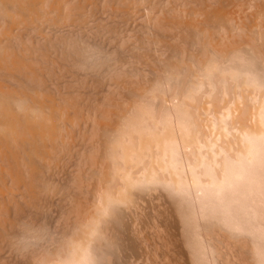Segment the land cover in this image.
<instances>
[{
	"label": "bare ground",
	"instance_id": "obj_1",
	"mask_svg": "<svg viewBox=\"0 0 264 264\" xmlns=\"http://www.w3.org/2000/svg\"><path fill=\"white\" fill-rule=\"evenodd\" d=\"M151 1L152 0H147L146 3V0H98V2H96V0H0V264H7L8 262H12L10 264H13L14 261V264H114V255L116 252L114 253V255L113 252L115 250L118 251L121 248L120 247L116 249L121 245L122 241L126 248L129 246V248H131V246H137V244H135V241L136 239L141 238L140 234H143V239H145L144 237H148V234L144 232V229V231H141L142 227L147 229L146 227L150 226V229V224H153L149 221L150 224L145 227L144 224H148V221L145 222L146 220L143 221L144 218H141L142 216L144 217V215L141 216V214L144 210V203L145 206L147 205L146 202L148 201V198H150L151 202L153 201V205L154 202H157L155 201L156 199L163 200L164 198H167L164 199L167 202L166 205L171 207L170 209H173L175 211L174 213H176L177 209L179 210V208L184 205L182 204L183 201L181 202V200H186H184V203H186V207L182 206V212L180 211L181 209L179 210V212L181 213V215L184 212V217H186V214L188 213L187 217H183V219V215H179L178 211L176 213L178 214L177 216H175L176 214H174L175 218H182L180 219L181 221L179 220L180 223L179 221L177 222L174 219V216H170V218H173L175 221L173 224V221H171L168 215V212L170 210L167 209L166 205L164 206V208L166 207L167 210H165L167 212L161 210V208H163V203L161 200L160 202H158V207H154L157 210L156 215H154V208V210L152 209V211L154 212H151L150 210L146 211L147 209H145L144 211H146L147 214L151 212V214H149V220H151L152 222L155 221L154 225L156 224L157 227L159 225H162L168 218L170 219H168V222L170 221L169 223L172 222V224L170 226L169 223H166L165 227L167 230L171 229L172 225L176 228L177 223L181 224L183 220L187 221L188 217L191 220L195 217H198V219L195 218L196 220H199V218L201 217L203 218L202 220H205L204 217L207 216L208 218H210V224L206 222L207 220L205 222H202L203 224L208 223V226L206 225L207 228H205L206 226L203 227L205 229H201L202 227L198 228V223H200L199 225H201L202 220L196 221L194 219L192 221L198 222L196 223L197 226L196 224H194V226L191 225L192 222L190 219L189 221H187V223L183 221V223H186L187 225L189 224L190 230H186L185 228H188V226L182 223V225L186 227L181 231H183L184 233L185 229V233L187 231L189 233L188 236L190 237L185 236L188 233H184L185 235H181L180 233V235L184 236V238H190L191 243L193 241L194 243L192 244L195 245H193L195 251H191L188 249V253L191 252L190 254H192L194 252L192 256L196 255V259L195 257L192 258V261L194 262L193 264H196V260L198 263L201 262L202 264H222L223 261H227V259H229V262H231L230 260H232L231 263L235 264L233 262L235 256L231 255V253L229 252L231 251L229 249H231L230 246H232V240L229 243L227 239L225 240V238L222 237L224 235V233L222 232H224V229L226 227L229 228V230L228 228L226 229L228 230V232L232 230V232L234 231V234L235 232L240 233L241 239L243 238L242 241L238 236L239 233H236V235L232 234L235 237L239 238L236 239L237 241L235 240V242H241L238 244H234H237L239 246L240 244H243L240 248L238 247L239 249L245 248L243 250L241 249L242 251L249 248L248 250L250 251V253L248 254H251L250 256L253 257L252 260L254 259V261H251L250 263L264 264V247L261 245V243L264 245V0H260L261 2L259 0H257V2L256 0H246L247 2L250 1L248 5L244 0H193V2L191 0L189 4L194 3V1L196 3L194 4L196 5V8L192 5V7L194 8H191V11L188 9L190 7L186 6L188 7L186 8L184 6V2H186L187 0H183L184 2H182L181 0L184 6V10H182L183 8L181 9L182 6H179L182 4H179V0L177 3L182 11H180L179 8H174L173 6H171L174 5V3H168L171 4V13L174 14L173 17L175 16V20L172 19V15H170L171 18L165 15L170 8H166L165 10L163 5L161 6V8L162 10L164 9L166 11H163L164 17L162 18L161 14L160 16H158L159 11L157 10H161V8L159 7V3V8L157 10H154V12L157 11L158 14L155 13L154 16L152 15L154 13H152L149 17V12L147 13L145 10H143V7H141L143 5L140 4L141 2L142 4L144 2L148 6L149 3H152ZM158 1L161 2L163 0ZM174 1L176 2L177 0ZM232 1H234L235 4H233ZM237 1L239 4L236 3ZM240 1H243V3L245 2L244 4H242L244 6H239ZM154 2L156 3L155 0ZM92 3L100 4L101 10L99 11L102 17L99 18L95 16L96 18H93L94 13H90L89 11L91 7L93 9L94 6L88 7L92 5ZM155 3L149 5L152 7ZM230 3H232L233 8L238 4L239 7H235L238 12L241 11L240 15L237 14V16H235L233 14V12L235 14L238 12L237 10H235V8H231ZM165 4L167 5V3ZM245 5L247 6V9H245ZM122 6L125 10H121L120 7ZM145 6L146 5L144 4V7ZM146 7L145 9H151V7L149 6L147 8ZM155 7L152 8L155 9ZM167 7H169V5H167ZM248 7L250 10H252L253 8L255 9L256 7L257 18L254 19L258 20L257 22L255 20L253 21V18L251 19V17L254 16L252 14L255 13V10L253 9L252 12L249 10L251 12V16L250 14H248ZM88 8L89 10H87ZM238 8H240L241 10ZM243 8L244 10H246L245 13H242L244 12ZM97 9H99V7ZM137 9L139 11L141 9L145 11L144 17H142L143 11H141L142 13H140ZM186 10L189 13H187ZM146 13L147 17H145ZM244 14H246L245 17L247 16V14L250 15L249 17L247 16L248 18L246 17L248 20L251 19L249 20L250 22H247V19L245 20L246 22L244 21L243 16H241ZM95 15L97 14L95 13ZM119 15L128 17L133 16V20L137 21V23L140 21L138 18V16L140 15H142L140 16L141 20H146L145 23L150 21L149 25L152 31L150 30V32L148 30V23H146L148 27L144 30H148L147 33H151L150 35L152 36H149V34L147 33V35L143 33L142 36L145 34V39L149 40L146 43L151 44L153 42V47L155 48L156 46L157 53L155 52V49L152 48V44L145 45L146 43L143 42L145 41L143 38L144 36L142 37L143 39L141 38V36H139V40L137 39L136 41H134V43L138 41V45L136 44L137 48L134 49H139L138 51H141L145 46H149L154 50V52L152 50L154 55L159 54L157 56L159 57V59L156 58L155 60L153 54H149L151 51L149 52L148 47H145V50L148 49L147 51L149 52L148 53L145 51L146 57H148L147 53L149 54L150 58L152 55V58H154L155 61L154 65H158V61H160L162 66H160L159 68L153 67L154 70H150L151 72L156 74H154L155 77H147L148 74L146 75V73L148 72V70L143 69V71L145 70L144 74L146 75L144 76V78L142 76L143 74H141L142 69L140 68L142 67V65L146 64L144 60L147 61L148 59V61H150L152 58L144 59V55L141 56V51V54L138 52H136V54H139L141 56V60H144H138L137 58L139 57V55L134 56L133 54L135 53L130 49L129 53H132L133 57H136V59L139 61V65L137 66H139V69L141 70L139 74H137L138 70H136L137 72L135 73H133L132 71L133 76L141 75V77H143V80H141L142 78L139 77L141 81L137 79L140 81L138 84V81L137 83L135 81L131 83L130 81L132 80L130 79V83L128 82L129 85H127L129 86V88L132 84H134V87L137 84L138 85L135 88L133 87V90H131L132 87L130 88L129 94L131 96H129L130 98L127 99L128 97H126V95L123 103L118 97L119 100L117 99V101H121L120 105L124 104L121 105L123 106V108L119 110L118 108L121 107H118L116 105L117 107L114 106L115 109L109 108V110H105V108L108 107L105 105L106 107L104 109L99 110V108L101 107L97 105L99 106L97 107L100 111L99 113V111L96 110L93 105L91 106V102V107H89L88 100L86 102V106L90 108L93 114L91 113V115L89 114V116L88 114L85 115L84 113V115H82L83 111H85L86 109V113H90V110L88 111L89 108L84 106L85 110L82 111L83 106L82 108L79 107V105L81 104L80 100L83 101V105H85L84 100L86 98L83 99V95H81L85 93V90L82 93V90H79V88L78 90L73 88L74 91H80L81 93L79 92L78 94L76 92H73L72 89H69L72 86L69 87L70 84L69 86L68 84L66 85L67 82L71 83L72 81H74L72 73H69L71 75V78L73 79L72 80L70 78L71 82L67 80L66 82L63 79L62 82L61 73L59 71H61L63 74L64 71L66 72V70L63 68L67 66L69 68L68 72L71 69L70 67L75 68L73 70L71 69V71H73V74H76L74 70L76 71L77 68H81V70L86 69L87 71L91 69L89 71L98 73L100 72L98 71V69L102 68V66L104 65H107V62L108 64L110 61L111 63H113L115 57H117L115 55L119 53L118 50L117 53L116 51L107 50H105V52L103 53V48H101L103 50L100 49V51H98V49L96 50L95 47L97 44L95 45L96 42L92 40L95 46L92 45L93 43L91 41V36L92 34L93 37L94 34L102 36V34L107 31L106 29L108 24H112V21L114 19L116 20L115 17L118 18ZM188 15L190 17L189 19ZM180 16H183L186 21L183 18H181L183 20H176ZM134 17H136L137 20L134 19ZM111 19L112 21L110 22L109 20ZM127 20L129 21V19ZM121 22L123 23L124 21ZM137 23L135 22V24ZM142 23L144 22L142 21ZM142 23H138V25L136 26L139 27ZM229 23H232L231 27L229 25L227 27L226 24ZM146 24L142 26L146 27ZM176 24L179 27L177 28V30L179 29L180 32H174L173 30L172 33H176V35L178 33V35H175L174 38L177 37V41L179 40L183 43L182 45V43L177 42L179 43V45H182L180 46L181 48L184 46L182 48L183 50L181 49L182 51L179 50L180 48L178 49L180 53H178V50L175 49L176 47L174 48L175 50L173 49L174 45H177V47H179L177 43L174 45L172 44V48L167 45L171 40L172 42H176V40L173 41V39H170L173 38V35H170V38L168 37V40L170 39L168 43L163 42L167 39H163L162 41V39L160 38V36L166 35L165 31L166 33L169 32L168 34H170L171 32L169 30L172 29L168 30V28L173 27L174 29V25ZM117 25L119 24L117 23ZM128 25L130 26V24ZM133 26H135L134 23ZM142 26L139 27V30H141V32L144 31H142ZM124 27L122 28L121 26V29H124ZM132 27H130L131 29L129 30H132V32L134 33V31L137 30L138 27H136L135 30H133L134 27ZM180 27L182 28L180 29ZM229 27L230 30L228 29ZM109 28L110 27H108V32L110 33L111 29L109 30ZM128 28L129 27L127 26L124 31L126 30L127 32ZM192 28H195L193 32H198L197 34L200 35L201 38H199L200 36H197L196 33H192L193 35H190V29ZM118 29L119 28H117L116 26V30ZM184 31L186 33L188 32L187 34H189V36L185 34ZM126 32L122 33V36L120 33L119 36L120 39L122 38L120 41L121 44L119 43L122 47H120L121 51L122 49L124 50L125 47L127 48V43H130L129 40L132 37L129 31L127 32V34L129 33L130 36H124L123 34H126ZM216 33L218 34L217 36H219L217 37L218 39L214 38L215 35L213 34ZM114 35L118 36L117 34ZM194 35L197 37H195ZM96 37L98 36L94 37L95 40ZM134 37H132V39H134ZM136 37L138 36L136 35ZM188 37H192L190 39H193L194 42L197 41L196 45H198L197 49L199 50H197L195 47L196 45H194V49L197 50H193L194 53H191L192 51L189 52L188 50L190 46L192 47L193 40H191V43L188 44L190 45L189 48L186 45L188 42H190ZM111 38H114V36L109 37L108 39H110L111 42H116V37L113 39L114 41H112ZM111 42H109V44ZM132 42L130 43L132 45L129 44L130 46H128L129 48L132 47L133 50V45L135 44ZM102 43L103 42H101V45ZM154 44H157L159 46H154ZM185 45L187 46V48ZM166 47H168L169 50H173L172 53L167 54L169 52L168 48ZM185 49L188 50V53H186L187 50ZM124 51H122V53H124ZM174 51L180 54V56L177 55L176 52L174 53ZM126 53L124 55L125 57L128 55H126ZM173 53L176 55H173ZM187 54L189 55V58L186 57ZM162 55H164V58L162 57ZM119 56L120 55H118V57ZM177 56L179 57L177 58ZM122 58L123 56L119 60H122L123 62ZM128 58L129 56L127 57V59ZM131 59L133 60V58H131L130 56L128 61H126L129 63V60ZM136 59H134L132 62H134ZM116 60L117 58L115 59V62ZM140 61L142 65L140 64ZM151 61H153V59ZM117 63L119 62L117 61L116 64L113 63V65H115L116 67ZM128 63L124 64L123 62V64H121L120 62L119 64H121V66L123 65V67H126L124 65H127L128 70L130 67V69L132 68V70L135 71V68L137 66L133 65L136 67H132V64L135 63H129V65ZM137 63L138 62L136 61V64ZM150 63L152 64V62H149V65L151 66ZM110 65H108V68ZM106 67L107 66L104 67L105 69L103 68L104 71L106 70ZM113 67L111 66L109 69L107 68L109 72L105 71L108 73V75H105V72V74L103 72H100L99 76L105 75L104 77L106 78L107 76L112 82L116 80V78L114 79L113 77H117L119 75L117 74V72L120 73V79L117 77L118 81L121 80V77L123 76H125L126 78L133 77L131 76L132 73L130 71V73H127V71H125L123 67L121 69L124 70V74L123 72H121L122 70L120 71V67L118 68L119 71L118 69H113ZM142 68L145 67L143 66ZM148 73L150 74V72ZM66 74L64 75V77L66 76ZM69 74H67V79L69 78ZM85 74L87 78L91 77L90 75H93L92 77H94V74L92 73H90L89 75V73L87 74L86 72ZM125 74L128 75L126 76ZM87 75H89V77ZM80 76L82 75H79V77ZM83 77H85V75H83ZM104 77L102 76V78ZM125 77L122 79H125ZM100 78L99 80L103 81ZM77 80L76 83L79 82L78 84L75 83L77 87L83 88L82 85L78 86L82 83V81L80 80V83V81L77 82ZM82 80H84V78ZM91 80L94 81V79ZM109 80H107L106 78V82H108L107 84L110 83ZM93 81H91V83H93ZM106 82L103 83L107 85ZM120 82L121 83L119 84L121 85L124 83L123 81ZM87 83L90 84L88 80ZM99 83L100 82H98V84ZM125 84L123 86H125ZM76 85L74 86L76 87ZM115 86L117 87L118 85ZM127 86H125L124 88H126ZM107 87V90L111 89L109 88L111 86L107 85ZM121 88L120 94L124 92L121 91ZM96 89H99V85L97 86V88H95V90ZM134 89L137 90L134 91ZM99 90H101V88ZM111 90V93H113V90L116 91V89H114V86L113 90ZM106 93L109 92L106 91ZM109 94H107V96L104 95V97L106 96L107 98H105L107 100V103H105V99L103 103L108 104L109 100L110 105H112L111 101L112 103L113 101L117 103V101H115V98H117V96L115 95H117L118 93L112 94L114 95L113 100L112 95H110L111 99L109 98ZM123 94L122 96L120 95V98L122 99H124ZM93 95L91 94L92 97ZM97 95H99V93L96 94V96ZM80 96L82 97V99ZM84 96L87 98L91 97L90 95ZM99 96L101 97V99L99 97V99L95 98L96 100H94L93 103L95 101H97L98 103L102 100L103 96ZM101 103L99 102L100 105ZM113 105L115 104L113 103ZM94 106H96V103L94 104ZM116 109L118 110L113 111ZM92 110H94L95 112ZM82 116L87 120H83ZM98 118L100 120H98ZM77 131H83V133H80V135L82 136L83 134L85 136L83 138L85 140V143H80L81 146L82 143H84V148H79V150H87L88 152H85L86 154H84L89 157L85 158L83 152H80L82 155L80 156L81 160L79 161H82V164H84L83 161H88V163L92 162L91 167L89 166V171L92 172H90L91 174L89 172V174H85V172L84 174H80V171L82 169L79 170V168L78 172L74 171L73 169L76 170L79 165H75L77 163H75V161H73L74 159H72L71 162L73 164L75 163L74 165H72L76 166V168L72 167L73 172H71V174L74 172L76 174L74 173L75 175H73L72 179L69 182L68 180L71 175H69L70 177L66 175L67 177H69L67 179V182H61L62 185L60 186L58 185L59 183L57 184V182L53 181L54 179H52L54 178L53 176L57 172L56 169H58L59 165L55 163L58 162L62 164L63 162L59 161H62L63 157H67L69 155L66 150L69 151V149L74 146V140H77L78 138L79 132ZM75 136L77 137L73 140ZM81 136L78 139H80ZM83 139L81 138L80 140L83 141ZM75 145L79 146L78 140ZM64 151H66V153L68 154H66L67 156L62 155ZM89 152L91 153V155ZM87 153H89V155ZM77 158H79V156ZM77 158L76 160H78ZM64 164L65 163L60 166L63 167ZM66 164L65 166H67ZM68 172L66 173L69 174ZM64 173L65 172L61 173V175ZM81 173H83V171ZM89 178L91 179V181H89ZM84 180L89 181V186L91 188H89V190L92 191L91 193L93 194V196H91L90 198L91 200L89 199V201H92V199L93 201L89 202L87 200L85 203L84 201H81L80 204V195H84L85 198L86 193L84 189V183L87 182H85ZM59 181L62 180L59 179ZM79 184H82L81 186H83L85 193L82 194V191H80L79 200L77 198L78 203L81 206H83L84 204L85 207H87L83 209V206V210L79 209L78 211V208H81V206L77 207L79 206V204L75 203L74 205L78 204L76 205L77 209L74 208L75 211H78L77 213L74 212L73 208L70 209V207H68L69 210L66 209V212L68 210L70 214L73 211L75 213V216L73 215V217L71 215V217L67 216L65 211H57V213L60 211L61 213L65 212L62 213L65 216L60 214L61 219L62 216L65 217V219H62L60 221L64 222V226L57 227L60 228V230H58L57 232V228L53 227V230H55V232H53L52 230V234L57 233V235L54 236V238H50L49 235L51 236L52 234L49 233V229L52 228H45V226L49 227L45 224L47 213L48 215H50L49 211L46 212L50 207V205H48V200H52L53 198V200H55L56 195L64 193L67 194V197H71L70 195H72V193L75 191H72L73 188L79 187L80 190H83L81 189V186H79ZM58 191L59 193L61 191L62 192L59 194ZM66 194L65 196L62 195V197L67 198ZM73 194L74 197L76 194L75 192ZM76 196H78V194ZM73 197L70 199H73ZM146 197L147 199H145ZM59 198L60 197L58 196L57 199ZM68 199H65V201H63L66 202L68 201ZM60 200L61 199H59L58 201ZM54 202L55 201H53L51 204H53ZM73 202L74 201L72 200L71 205H73ZM87 202H89L88 205ZM57 203L59 202L56 201V205ZM62 203L63 202H61L59 209L62 207L61 205L64 204ZM51 208L52 205L49 209ZM183 208L184 210L186 208V213ZM144 211L143 213H145ZM172 211L169 213H172ZM159 212L167 213V215L165 214L164 216H168V218L164 217L163 214L162 216H160ZM54 215H50L48 216V218L53 217ZM58 215L59 213L56 216ZM151 215H154V217L152 218ZM155 216L159 222L158 224L156 223L157 220L154 219ZM192 216L193 218H191ZM58 217L56 218V221L59 223V225H62L58 221ZM52 219V221L56 223V221H54V217ZM161 219L164 222L161 221ZM211 219L217 221L215 222ZM142 222L144 223L143 225H141ZM213 222H215V224L220 222L217 224V227H219V225H221L222 228L224 227L223 230L219 227V229H221L220 231L222 232L212 229L214 231V236L216 235L215 233L220 232L223 235H217H220L227 243L222 240L219 241L222 238L220 237V239L218 240L217 238L219 237L217 235V238L215 236L216 241H214L215 239L211 237V227H216ZM41 223H43L44 225H41ZM211 224L214 226H212ZM168 225L170 228L168 227ZM182 225L179 226L183 227ZM190 225L194 228H190ZM210 225L211 227H209ZM39 226H42L45 229L49 230L45 231V229L42 228L46 233H49V242L48 238L46 237L47 235L44 238L46 239L45 242L42 240L43 238H41V240L38 238L41 237L39 236V233L42 235V230H39V233L37 232L39 228L41 229V227ZM155 227L156 226L151 228L152 232L150 235L152 237H154L152 234L157 233H155L156 230L154 229L157 228ZM161 227H163L164 231V226H160V228ZM158 229L159 228H157V231L158 233H160L162 230L160 231ZM173 229L169 231H171L172 233L173 231H175ZM177 229L178 228H176L177 232H175L179 235V230ZM195 229L197 230L193 232ZM208 229H210L211 231ZM205 230L206 233L204 234L207 235V233H209L207 236H210L211 240L214 241H211L210 244L208 241L209 245L205 244L206 237L203 234V231L205 232ZM142 232H144L146 236ZM165 232L164 237H162L163 233L161 237H158L157 235V238H160L159 243L161 241V238H165L164 240L168 238L169 245L167 243V240L166 242L163 241L166 247L171 245V241H174V243H172V245L170 246L171 248H173V246L175 245L176 247L177 245H180L181 242H178L179 239H181V237L178 238L180 235L177 236L174 232V234L177 236L178 241L176 240V237L174 238L175 240H173L172 237L175 236L173 234V236L170 234L172 236L170 240L169 237L165 236V234L168 235V233ZM226 232L227 231H225V236L228 233ZM232 232H230V234ZM241 233L244 234V237L250 236L249 239L252 238L251 242L250 240H248V237L244 238ZM43 234L45 235L44 232ZM190 234L192 236L195 235L197 239L192 240ZM26 236L29 238V240H24ZM151 236L148 238H150L152 242L155 241V243H158L155 238L156 235L153 238L154 240L151 239ZM183 239L181 241L185 240ZM232 239H234V237ZM257 239H262L263 241L261 242V240H259L258 242L261 243L257 245ZM21 240H24L23 247H21L18 243V241ZM39 240L41 241V243H37V241ZM139 240L137 241L139 242ZM146 240L148 239L146 238ZM243 240H248V242H243ZM252 240H254V242ZM117 241H119L118 243H120V245L117 244ZM185 241H187L186 244H188L189 248L192 244L190 243L189 246L190 241L187 238ZM195 241L198 243L197 247ZM218 241L223 242L221 244L224 245V248L221 247L223 245H220ZM7 242H9V246ZM142 242H140V244ZM146 242L148 243L150 241ZM146 242L144 244V248H146ZM163 242L161 241V244ZM216 242L218 243L217 245H220V248L222 250H225V246H227L225 254L227 253L228 255L229 252L231 258L234 256L233 259H230L229 257L227 259H223L226 258L227 255L225 256L224 252L219 247H216L217 245H214L215 247L213 246V244H216ZM224 242L226 243V245L224 244ZM5 244H7L6 246H8V248L11 245H16L14 246L17 247L15 248L16 251L14 247L12 251L15 252V255L14 253L10 255V252L6 254L7 250L11 251L12 249L6 248L7 250L4 251ZM140 244H138V246ZM149 244L151 245V242L147 244V248L150 247L148 246ZM182 244H184L182 245L184 247L185 242H182ZM227 244H230L229 249ZM141 245L143 246V244ZM201 245L203 248L204 245L211 246L209 249L213 247L214 249L216 248L215 250L217 251V248H219V252L221 251L220 253L224 254H220L221 259H223L222 263H219L221 261L220 259L219 261H217L219 258V252H217V255L216 251L213 248L212 250L214 251H209L208 248H206L207 246L204 248V250L206 249L207 251H209L212 258L216 253L215 256H218V258L214 260V256L213 262H210V259L212 258L210 257V259H208V254L210 253L207 252L208 254L205 253L204 255V259H206V261L202 262V253H204V251L200 252L199 249L202 248ZM108 247L110 249H113V251H108ZM111 247H114L115 250ZM133 247L131 248V250L133 249ZM170 247L167 249H170ZM193 247L191 246L190 249H192ZM126 248L122 247V249H124L123 251H128L125 250ZM144 248L142 247L141 249L139 247L138 251L140 249L143 251ZM152 248H154V246ZM156 249L158 248H155V250ZM178 250L179 252H181L179 248ZM3 251L6 252L5 255L9 256V258L12 256L14 257L9 259L7 262V259L5 260L1 254V252ZM135 251H137V249ZM151 251L152 250L146 251V254L147 252L151 253ZM232 251H234V248ZM122 252L119 251L118 253L122 254ZM152 252V255H155L154 253H156V251L154 252L153 250ZM213 252L214 254H212ZM140 254L142 253L139 252V255ZM146 254H144V257L146 256ZM172 254L170 253V255ZM179 254H177L178 257ZM122 255L120 256L118 254L116 260L119 258L121 259V257H123ZM131 255H129V257H131ZM177 255L175 254L174 256L176 257ZM186 255L187 254H185V256ZM240 255H242V253ZM205 256L207 258H205ZM124 257L127 259L126 256ZM132 257L134 256L132 255ZM175 257H172L173 260L175 259ZM159 258L157 259L159 260ZM182 258L184 260L185 257L182 256ZM182 258H180L181 261ZM13 259L14 261H10ZM242 259L240 260L242 261ZM178 260H175L176 262H173H175V264H178ZM240 260H238L237 258V262H239ZM127 261L130 264L132 262L131 260V262L129 260ZM152 261L154 260L152 259ZM152 261L150 262L152 263ZM166 261H164V263ZM116 262L117 261H115V264ZM118 262L117 263L120 264V261ZM134 262L137 263L138 260L137 262ZM167 264H169V262ZM226 264L229 263L226 262Z\"/></svg>",
	"mask_w": 264,
	"mask_h": 264
},
{
	"label": "rangeland",
	"instance_id": "obj_2",
	"mask_svg": "<svg viewBox=\"0 0 264 264\" xmlns=\"http://www.w3.org/2000/svg\"><path fill=\"white\" fill-rule=\"evenodd\" d=\"M142 1H143V0H142ZM144 1H145V0H144ZM148 1H150V0H148ZM155 1H156V3L154 2V0L151 1L152 3H155L154 5H155L156 7H155L154 5L152 6L153 8L155 7V9H153V8L149 5V4L152 5V3H149V2H148V3H149L148 6L151 7V9H150V8H149V9L147 8V7H148L147 4H146V3H147V0H146V3H144V2H143V4H142V2H141V4L139 3L140 5H143V6H141V7H143V10H145L147 13L149 12V14H148L149 17L151 16L150 14H152V13H154V14H152V15L155 16V13L158 14L157 11H159V15H158V16H160V14H161V15H162L161 17L163 18V17H164V16H163V15H164V12H166V11H165L166 8H170L171 6H173L174 8H179V9H180L179 6H182V7H181V9L183 8L182 10H184V6H185V7L188 6V7H190V8H188V7H186V8H188L190 11L192 10L191 8H194V7L196 6V5H194V4H196L195 1H194V3H192V4H191V3L189 4V2H191V0H187V1L185 0L186 2H184V1L182 0V2H184V6H183V3L181 2V0H180V1L177 0L176 2H175L174 0H172V1H174V2H172V1H170V0H165V2H164V0L161 1V2H159L158 0H155ZM167 1H169V2H167ZM178 1H179V4L182 3V4L179 5V6H178V3H177ZM244 1L247 2L246 0H244ZM259 1H260V0H259ZM96 2H98V0H96ZM162 2H163L164 4H163ZM192 2H193V0H192ZM245 2H244V3H245ZM249 2H250V1H249ZM249 2H247V5H248ZM256 2H257V0H256ZM260 2H261V1H260ZM260 2H258V3H260ZM99 3H100V2H99ZM158 3H159V5H160L159 7L161 8V6L163 5V7L165 8V10H164V9L162 10V8H161V10H160V9L157 10V9L159 8V7H158ZM160 3H161V4H160ZM165 3H167V5H169V7H167V5H166ZM168 3H171V4L174 3V5H171V4H168ZM176 3H177V4H176ZM232 3L235 4L234 1H232ZM232 3H230V6H231L232 9L235 8V10H237L236 7H239V6L242 7V6H244V5H242V4H244L243 1H242V2L240 1V5H239V6H238L239 3H238V1H237L236 3H238V4H237V6L235 5L236 7L234 6V8L232 7V6H233ZM144 4L147 6V7H146V6H145V7H146L148 10L145 9ZM95 5H96V6H95ZM97 5H98V6H97ZM140 5H138V6H140ZM170 5H171V6H170ZM175 5H176V7H175ZM192 5H193L194 7H192ZM91 6H94L95 8L93 7V9H92ZM138 6H137V7H138ZM230 6H229V7H230ZM245 6H246V5H245ZM88 7H91V9H90L89 12H90V13H94V14H93V15H94V17H93L94 19H95L96 17H99V18L102 17V15L100 14V11H99V10H101V9H100V7H101L100 4H98V3H97V4L92 3V5H90V6H88ZM96 7H97V8L99 7V9H97ZM122 7H123V6H122ZM122 7H120L121 10H125L124 7H123V8H122ZM241 7H240V8H241ZM86 8H87V7H86ZM171 8H172V7H171ZM171 8L169 9V11H167L168 13L166 12L165 15L169 16L170 18H171L170 15H172V19L175 20V19H174L175 16L173 17L174 14L171 13ZM186 8H185V9H186ZM195 8H196V7H195ZM231 8H229V9H231ZM240 8H238V9H240ZM139 9H140V8H139ZM181 9H180V11H182ZM188 9H187V10H188ZM245 9H247V6L245 7ZM253 9H254V8H253ZM253 9L250 10L249 7H248V11L250 10V11L252 12ZM87 10H89V8H88ZM95 10H96V11H95ZM137 10H138V9H137ZM143 10L141 9L140 11H139V10H138V11H139L140 13H142L141 11H143ZM150 10H151V11L153 10V11L151 12ZM154 10H157V11L154 12ZM187 10H186V11H187ZM189 10H188V11H189ZM240 10H241V9H240ZM240 10H239V11H240ZM254 10H255V11H254L255 13L252 14V15H254V16L251 15V12H250V11H249L250 13L248 12V14H250V15L252 16L251 19L253 18V21L255 20L254 18H257V14H256V10H257V9H256V7H255ZM91 11H93V12H91ZM145 11H143V13H142L143 16H142V15H140V16L144 17V12H145ZM160 11H161L162 13H161ZM163 11H164V12H163ZM188 11H187V13H189ZM232 11H233V10H232ZM232 11H231V12H232ZM243 11H244V12H242V13H245L246 10H244V8H243ZM169 12H170V14H169ZM237 12H238V10H237ZM95 13H96L97 15H95ZM147 13L145 14V17H147ZM98 14H100L101 16L98 15ZM157 14H156V15H157ZM231 14H232V13H231ZM233 14H234L235 16H237V14L240 15V14H241V11L238 12V13H236V14L233 12ZM248 14H247V16L249 17L250 15H248ZM93 15H92V16H93ZM126 15H127V14H126ZM245 15H246V14L241 15V16H243L244 21L248 18L247 16H246V17H247V18H246ZM255 15H256V17H255ZM95 16H96V17H95ZM120 16H121V17H120ZM122 16H123L124 18H123ZM140 16H138V18H139V20H140V21L138 20V21H139L138 23H142V21H143L144 23L140 24L139 27H141L142 25L148 23V26H149V29H148V30L150 31V30H151L150 25H149L150 21L145 23L146 20H143V19L141 20V17H140ZM167 16H166V17H167ZM126 17H127V18H126ZM130 17H132V18H130ZM130 17H128V16H124V15H119L118 18L115 17L116 20H115V19H114L113 21H112V19L109 20L110 22L112 21V24H111L110 22H108V23L111 24V26H110V24L107 23V24H108L107 29H106L107 31L104 33L105 35H108V36H105L104 34H102V36H101V35H98V34H96V35L94 34V37H95V36H98V37H96V40H95V38L93 37V34H92V36H91V41L94 40V42H96L95 45L97 44L96 47H95V49H96V50L98 49V51H100V49L103 48V49H104V51H102L103 53L105 52V50H107V51H116V53H117V50H118V52H119L120 54L118 53L117 55H115V56H117V57H115V59L117 58L116 62H117V61H118L119 63L121 62V64H123V62H124V64H127V63H128L127 61H128V59L130 58V56H131V58H133V60L136 59V57H133V55H134V56H135V55L137 56V55H139V54H136V52H138V53L141 54V51H142V55H141V56L144 55V56H143L144 59L150 58V57H149V54H153L155 60H156V58L159 59V57H157L159 54H158V55H157V54L154 55V53H153L154 50L151 49L149 46H147V47L149 48V52L151 51L150 53L147 51L148 49L145 50V49L147 48L146 46H145L146 48L144 47L143 50H141V51H138L139 49H136L137 51L134 49V48H137V45H138V43H137L138 41H137L136 43H134V41H136V40L139 38V36H141V38H142V37L147 33L148 30H144V29H146L148 26H147V24H146V27H145V26H142V27H143V28H142V31H143V30H144V31L141 32V30H139L140 28H139L138 26H136V25H138L137 21H134V20H133V16H130ZM186 17H187V16H186ZM238 17H239V16H238ZM244 17H245V18H244ZM176 18H177V17H176ZM181 18L184 19L183 16H180V17L177 18L176 20H178V19L183 20V19H181ZM189 18H190V17H189V15H188V19H189ZM117 19H118V20H117ZM123 19H125V20L129 19L130 22H129L128 20H127V21H128V22H127V21H125V20H123ZM134 19L137 20L136 17H134ZM144 19H145V18H144ZM146 19H147V18H146ZM251 19H249V20H251ZM184 20H185V19H184ZM249 20L247 19V22H248ZM121 21H124V22L122 23ZM185 21H186V20H185ZM255 21L257 22L258 20H255ZM119 22H120V23H119ZM131 22H132V23H131ZM135 22H136L137 24H135ZM245 22H246V21H245ZM249 22H250V21H249ZM251 22H252V21H251ZM256 22H255V23H256ZM113 23H114V24H113ZM117 23H118L119 25H117ZM126 23L130 24V26H129L128 24H126ZM133 23H134L135 26H133ZM253 23H254V22H253ZM122 24H123V25L125 24L124 26H126V27H124ZM231 24H232V23H229V24H226V25H227V27H228V25L231 27V26H232ZM120 25L122 26V28L124 27V29L127 28V26H128V27H129V28H128V31H129V33L131 34V36H132V37L135 36L134 39H132V37H131L130 40H129V42L131 43L132 40H133L132 43H134L135 45L137 44V45H136V47H135V45H133L134 47H133V50H132V47L129 48V46L132 45V44L129 43V44H130V45H129V44L127 43V48L125 47V49H124L125 51L127 50V51H126L127 53H126L123 49H122V51H124V53H122V51H121V49H120V47H121V46H120V44H121L120 41H121V39H122V38H121V39L119 38L120 33H121V36H122V33H125V32H126V30L124 31V29H121V26H120ZM131 25H132L134 28H133ZM112 26H113L114 29L112 28ZM116 26H117V28H119L118 30H116ZM175 26H176V27H175ZM108 27H110L109 30L111 29V30H110V33L108 32ZM130 27H132L133 30H135V28L138 27V29L135 30V31H137L139 35L137 34V32L134 31V33H133L132 30H129V29H131ZM144 27H145V28H144ZM230 27L228 28L229 30H230ZM175 28H176V29H175ZM177 28H179V27H178V25L176 24V25H174V29H173V27H172V28H168V30H169V29H172V30H169V31L171 32L170 34H168V33H169L168 30H167L168 33H166V31H165V34H166V35L168 34L167 37H166V35L160 36V38H161L162 41H163V39H164V40H166V39L168 40V37L170 38V35H173V38H170V39H173V41L176 40V42L174 41L175 43L172 42V40H171V41H170V42H171V45H170V42H169L170 39H169L168 41H167V40H166V41H163V42H166V43L169 42L167 45H169L170 48H172V46H173L174 44H176L177 42L182 43V42L179 41V40L177 41V37L174 38L175 35H176V33H172L173 30H174V32H178L179 29L177 30ZM181 28H182V27H180V29H181ZM194 29H195V28H194ZM194 29H193V28L190 29V30H191L190 35H193V34L196 33L197 36H200V35L197 34L198 32H193ZM114 30H115V31H114ZM121 30H122V31H121ZM175 30H177V31H175ZM116 31H117V32L119 31V32L117 33ZM120 31H121V32H120ZM123 31H124V32H123ZM128 31H127V32H128ZM151 31H152V30H151ZM151 31H150V32H151ZM188 31H189V30H188ZM195 31H196V30H195ZM107 32H108L109 34H112V35H109ZM111 32H112V33H111ZM113 32H114V33H113ZM127 32H126V34H123V35H124V36H126V35H127V36H130L129 33L127 34ZM131 32H132V33H131ZM139 32H140V33H139ZM179 32H180V31H179ZM181 32H183V31H181ZM184 32H185V31H184ZM106 33H107V34H106ZM135 33H136V34H135ZM143 33H145V34L142 36ZM187 33H188V32H187ZM187 33L185 32V34H187ZM192 33H193V34H192ZM114 34H117L118 36H116V35H114ZM133 34H134V36H133ZM147 34H149V36H152V35H150L151 33H149V32H148ZM147 34H146V35H147ZM181 34H182V33H181ZM103 35H104V37H103ZM136 35H137L138 37H136ZM177 35H178V33H177ZM177 35H176V36H177ZM182 35H183V34H182ZM187 35L189 36V34H187ZM213 35H215V37H214L215 39H218L217 37H219V36H217V35H218L217 33H216V34H213ZM100 36H101V37H100ZM112 36H114V38L116 37V38H115V39H116V42L113 40L114 38H111L112 41H114V42H111L110 39H108L109 37H112ZM124 36H123V37H124ZM194 36H195V35H194ZM194 36H193V37H194ZM197 36H195V37H197ZM117 37H118V38H117ZM165 37H166V38H165ZM100 38H103V39H100ZM105 38H106V39H105ZM143 38H144V40H145V41H143L144 43H146V42L149 41V40H146V39H145V36H144ZM143 38H142V39H143ZM150 38H151V37H150ZM190 38H192V37H188V39L190 40V42L187 41L188 43L186 44V45L188 46V48H189V46H190V45H188V44L191 43V40H193V39H190ZM199 38H201V36H200ZM118 39H120V40H118ZM161 39H160V40H161ZM195 39H196V38H195ZM97 40H98V42H97ZM99 40H101V41H99ZM108 40H109V41H108ZM138 40H139V39H138ZM150 40H151V39H150ZM152 40H153V38H152ZM106 41H107V42H106ZM117 41H118V43H117ZM94 42L92 41V43H93L92 45H94ZM101 42H103L102 45H101ZM109 42H111V43L109 44ZM192 42L194 43V44L192 43V47H193V48L190 46V48H192V49L189 48L188 50H189V52L192 51L191 53H194L193 50H195V49H194L195 47H196V49H197V46H198V45H196V44H197V41L194 42V40H193ZM98 43H99V44H98ZM119 43H120V44H119ZM144 43H143V44H144ZM166 43H165V46H166ZM179 43H177L179 47H177V45H176V46L174 45V46H173V49L176 47L175 49L178 50V49L180 48L179 50H181V49L184 47V46H183V47L181 48L180 46H182L183 43H182V45H181V44L179 45ZM103 44H104V45H103ZM105 44H106L107 46H106ZM151 44H152V48H154V47H153V42H152ZM151 44L146 43L145 45H151ZM172 44H173V45H172ZM95 45H94V46H95ZM98 45H99V46H98ZM100 45H101V46H100ZM110 45H111V46H110ZM114 45H117V46H114ZM128 45H129V46H128ZM155 45H157V44H154V46H155ZM162 45H163V44H162ZM186 45H185V46H186ZM194 45H196V46L194 47ZM102 46H103V47H102ZM143 46H144V45H143ZM157 46H159V45H157ZM169 46H168V47H169ZM187 46H186V48H187ZM98 47H100V48H98ZM109 47H111V48H109ZM112 47H113V49H112ZM117 47H118L119 49H118ZM168 47H166V48H168ZM121 48H122V47H121ZM62 49H63V48H62ZM103 49H101V50H103ZM108 49H109V50H108ZM130 49H131V51L134 52L135 54L132 55V53H129V52H130ZM141 49H142V48H141ZM154 49H155V52H156V46H155ZM175 49H174V50H175ZM134 50H135V51H134ZM152 50H153V52H152ZM170 50H171V49H170ZM170 50H169V48H168V52H169V53H167V54L172 53L173 50H171V52H170ZM179 50H178V53H180ZM182 50H183V49H182ZM182 50H181V51H182ZM185 50H187V49H185ZM188 50H187L186 53H188ZM197 50H199V49H197ZM197 50H195V51H197ZM107 51H106V52H107ZM145 51L149 53V54L147 53L148 57H146V53H145ZM175 52H176V51H174V53H175ZM125 53H126V55L128 54L126 57L124 56ZM143 53H144V54H143ZM156 53H157V52H156ZM174 53H173V55H176V54H174ZM176 53H177V52H176ZM178 53H177V55L180 56V54H178ZM101 54H102V53H101ZM118 55H120V56L118 57ZM122 56H123V58H122V59H123V62H122V60H121V61L119 60V59H121ZM128 56H129V58L127 59ZM141 56L139 55V57H138L137 59H138V60H141ZM179 56H177V58H178ZM103 57H104V55H103ZM124 57H125V58H124ZM162 57L164 58V55H162ZM165 57H166V56H165ZM186 57L189 58V55L187 54ZM151 58H152V55H151ZM151 58H150V59H151ZM154 58H152L153 61H151L152 59H151L150 61H148V59H147L148 62H147L146 60L143 59V60L146 62V64H145V62H144L145 65H147V63H148V65H149V62H152V64L150 63L152 67L149 65L152 69H151L148 65H147V66L142 65V64H141V61H143V60H141V61H140V64L142 65V67H143V66L145 67V68H142V67L140 66V67H141L140 69H142V71H141V70L139 69V66H137V65H139V61H138L137 59H136L134 62H132V61H133L132 59L129 60V63H131V64H132V63H135V64H132V67H133V68H135L136 66L138 67V69H137V67L135 68V71L132 70V68L130 69V67H129V70H128L127 65H124V66H126V67H123V65L121 66V64H119V63H117V66H116L117 68H116L115 65H113V63L116 64L115 59H114V61L112 60L113 63H111V61H110L109 64H108V62H107V65L102 66V68H99L98 71L103 72V73H104L105 71H108V70H107L108 65L111 64V65L109 66V68H110L111 66H112V67L114 66L115 68L113 67V69H116V70L121 66V67L119 68L120 71L122 70L121 72H123V71L125 70V71H127V73H128L129 71H130L131 73H132V71H133V73H135V72H137L136 70H138V73H137V74H139V72L141 71V72H142L141 74H143V75H142L143 77L146 76L147 74H148L147 77H150V76L155 77L156 74L153 73V72H151V71L154 70L153 67L159 68L160 66H162V64L160 63V61L157 60V61L159 62V64H158L159 66H158L157 64L154 65V64H155V63H154V62H155V61H154ZM124 59H125V61L127 60L126 63H125ZM130 61H131V62H130ZM136 61L138 62L137 64H136ZM158 62H156V63H158ZM129 63H128V65H129ZM142 63H143V62H142ZM119 65H120V66H119ZM133 65H136V66H133ZM105 66H107V67H106V70L104 71V69H105L104 67H105ZM66 67H67V66H66ZM66 67L63 68V69L66 70V72L64 71L63 74H62L61 71H59V72L61 73V77H62L61 80L63 79L64 81L67 80V81H70V82H71V79H72V78H71V75L69 74V73L71 72L72 75H73L72 77L74 78V81H75V82L72 81V82H74V83H72V82L69 83V82L66 81V82H67V83L65 82L66 85L68 84V86H69V84H70L69 87L72 86L71 88H69V87H68V88H69V89H72L73 92H76V90L74 91L73 88H74V89H77V90H78V88H79V90H82V91H81L82 93H83V91L85 90L84 92H85L86 94H85V93L81 94V95H83V96H82L83 99H85V98L87 99V100H86V99L84 100V101H85V105H83V104H84L83 101H81L80 99H78V100H80V102H81V104H82V105L80 104L79 107L82 108V106H83L82 111L85 110V109H84V106L87 107V108H89V107H91L92 105H93L94 108H96V110H98L97 107H99V106L101 107V108H99V110H100V109H104L106 106H108V107H106L105 110H107V109L109 110V108H110V109H115V107H117V106H118V107L120 106L121 108H118V109L121 110V109L123 108V106H121V105H124V104H121V105H120V102L122 101V103H123V101L125 100L126 97H128L127 99L130 98L129 96H131V95L129 94V90H130L131 87H132L131 90H133V87H134V84H132L133 86L131 85L130 88H129V86H127V85H129L128 82L130 81V79L132 80V81H130L131 83H133V81H135V82L137 83V81H138V84H139V82H140L141 80H143V77H141V75H137V76H138V77H137V76H133V73H132V75H131V74H130V75L133 76V77H131V78H129V77L126 78L125 76H123V77H121V80L118 81V78L120 77V76H119L120 73L117 72V74H119V75L117 76L118 78H117L116 76L113 77L114 79L116 78V80H117V81L114 80L115 82H114V81H113V82L110 81L109 78L106 76L107 80L110 81V83L107 84L108 82H106V78L104 77L105 75H108L107 72H105L106 74L104 73L105 75H100V76H99V73H100V72H98V71H97L98 73H95L94 71H93V72H94V73H93V72L89 71V70H91V69H89V70L87 71L86 69H83V68H82L83 70H81V68H80V69L77 68V70H76L77 72L74 70V72H75L76 74H73V71H71V69L73 70V69H75V68L70 67L71 69H70V71L68 72L69 68L67 67V68H68V69H67ZM122 67L124 68V70L121 69ZM85 68H86V67H85ZM103 68H104V69H103ZM109 68H108V69H109ZM125 68H127V69H125ZM148 68H149V69H148ZM63 69H62V70H63ZM100 69H102V70H100ZM119 69H118V71H119ZM143 69L148 70V72H150V74L147 72L146 75H145V74H144V73H145V72H144L145 70L143 71ZM84 70H85V71H84ZM150 70H151V71H150ZM78 71H79V72H78ZM95 71H96V70H95ZM59 72H58V73H59ZM82 72H83L84 74H83ZM86 72H87V74L89 73V75H90V73H92V74H94V77H96V76H97V77L94 78V77H92L93 75H90L91 77H89V75H87V76L89 77V78H87V77H86V74H85ZM108 72H109V71H108ZM130 72H129V73H130ZM58 73H57V74H58ZM60 73H59V74H60ZM66 73L69 74V75H68V77H69L68 79H69V80L66 78V77H67V74H66ZM78 73H81V74H78ZM103 73H101V74H103ZM124 73H125V72H123V74H124ZM65 74H66V76L64 77ZM77 74H78V76H77ZM96 74H98V75H96ZM115 74H116V73H115ZM154 74H155V75H154ZM79 75H82V76L79 77ZM83 75H85V77H83ZM95 75H96V76H95ZM125 75L127 76L128 74H125ZM130 75H129V76H130ZM134 75H136V74H134ZM74 76H76V77H74ZM102 76H103L104 78H102ZM81 77H82V78H81ZM100 77H101V78H100ZM124 77H125L126 80H125V79H122V78H124ZM135 77H136V78H135ZM139 77L142 78V79L140 80ZM65 78H66V79H65ZM70 78H71V79H70ZM76 78H77L78 80H77ZM80 78H81V79H80ZM83 78H84V80H82ZM85 78H86V79H85ZM99 78H100L101 80H103V81H100ZM132 78H135V79H132ZM144 78H145V77H144ZM75 79L77 80V82L81 80L82 83L84 82V83H86V84H84V83L82 84L81 81H80L81 84H79L78 86H81V85H82L83 88H81V87H77L76 84H78L79 82L76 83V80H75ZM91 79H94L95 82H94L93 80H91ZM95 79H97L98 81L95 80ZM119 79H120V78H119ZM127 79H128V80H127ZM137 79H139L140 81L137 80ZM63 80H62V82H63ZM72 80H73V79H72ZM87 80H88V82H89L91 85L87 83ZM104 80H105V81H104ZM91 81H93V83H91ZM120 81H123L124 83L121 85V84H119V83H121ZM125 81H127V82H125ZM98 82H100L101 84H102L103 82H106V84H107L108 86H111V87H109V88H111L112 90H113V86H114V89H116L117 92L113 90V93H111V92H110L111 89L107 90V88H108L107 85H105L104 83L101 85L100 83L98 84ZM117 82H118V84H117ZM130 82H129V83H130ZM135 82H134V83H135ZM75 83H76V84H75ZM125 83H127V84H125ZM136 83H135V84H136ZM71 84H72V85H71ZM96 84H97V85H96ZM112 84H113V85H112ZM124 84H125V86H127L126 88H127L128 92H127L126 88H124V87H125V86H123ZM138 84H137V85H138ZM74 85H76V87H75ZM83 85H84V86H83ZM87 85H88V86H87ZM98 85H99V89L101 88V90H106V91H108V92L111 93V94L106 93V91H101V90H99V89H96V90H95V88H97ZM115 85H118V86L116 87ZM119 85H121V86H119ZM137 85H136L135 87H137ZM73 86H74V87H73ZM90 86H91V87H90ZM92 86H93V88H92ZM102 86H103V87H102ZM105 86H106V89H105ZM84 87H85V88H84ZM94 87H95V88H94ZM121 87H122V88H121ZM135 87H134V88H135ZM87 88H88V89H87ZM91 88H92V90H91ZM102 88H104V89H102ZM117 88H118L119 92H118ZM120 88L122 89L121 91H124V92H122V94H123V93L125 94V95L123 94V96H124L123 98H124V99L120 98V97L122 96V94H120V93H121V92H120ZM128 88H129V89H128ZM86 89H87V91H86ZM89 89H90V90H89ZM124 89H125L126 91H125ZM137 89H138V88H137ZM137 89H134V91L137 90ZM97 90H98V91H97ZM112 90H111V91H112ZM88 91H89V92H88ZM91 91H93L94 93L91 92ZM79 92H80V91H77L76 93L79 94ZM81 92H80V93H81ZM95 92H96V93H95ZM97 92L99 93V95H102V96H103V98H102L103 101L101 100L102 103L107 99V98H106L107 94H109V98H110V97H111L110 95H112V94H116V93H118L117 95H115V96H117V98H115L116 100H115V99H114V100L117 101V99H118V97H119V99H121V101H117V103H115V102L113 101V103H114L115 105H113V103H112V101H111V104L113 105V106H112V105H110V100H109V103H108V104H109L110 106H109L108 104H104V103H103V105H104V107H103L101 101H99V102L101 103L102 106L99 104V102L97 103V101H95V102L93 103L94 100L99 99V98L101 99V97H100L99 95L96 96V94H98ZM104 92H105V94H104ZM87 94L90 95V96H91V94H92V95L95 94V95H93V97H92V96L89 97V98L91 99V100H90L89 98H87V97L84 96V95L88 96ZM128 94H129V95H128ZM104 95H106V96L104 97ZM120 95H121V96H120ZM126 95H127V96H126ZM94 96H95V97H94ZM113 96H114V95H112V100H113ZM125 96H126V97H125ZM80 97H81V96H80ZM82 97H81V99H82ZM98 97H99V98H98ZM92 98H93V99H92ZM95 98H96V99H95ZM105 98H106V99H105ZM109 98H108V99H109ZM104 99H105V100H104ZM110 99H111V98H110ZM119 99H118V100H119ZM88 100H89V102H88V103H89V104H88L89 107L86 106V104H87L86 102H87ZM78 102H79V101H78ZM90 102H91V106H90ZM118 102H119V103H118ZM95 103H96V106H94ZM105 103H107V100H106ZM97 105H99V106H97ZM105 105H106V106H105ZM116 105H117V106H116ZM111 106H112V107H111ZM114 106H115V107H114ZM93 107H92V108H93ZM102 107H103V108H102ZM94 108H93V109H94ZM118 109L113 110V111H117ZM89 110H90V108L88 109V111H89ZM94 110H95V109H94ZM94 110H92V111H94ZM96 110H95V111H96ZM99 110H98V111H99ZM86 111H87V109H86L85 111H83L82 115H84V113H85V115H87V114H88V115H89V114L91 115V113H92L91 110H90V113H89V112L86 113ZM95 111H94V112H95ZM101 111H102V110H101ZM111 111H112V110H111ZM97 113H98V112H97ZM99 113H100V111H99ZM92 114H93V113H92ZM90 115H89V116H90ZM82 117H83V116H82ZM86 118H87V117H86ZM84 119H85V118L83 117V120H84ZM85 120H87V119H85ZM98 120H100V119L98 118ZM76 129H77V128H76ZM77 130H78V129H77ZM77 132H79V131H77ZM80 133H83V131L78 133V138L81 136ZM84 134H86V133H84ZM79 135H80V136H79ZM82 136H83V137H82ZM82 136H81V138L83 139L85 136H84L83 134H82ZM86 136H87V135H86ZM76 137H77V136H75V137L73 138V140H74ZM78 138H77V140H78V142H79V146L75 145V143L77 142V140L75 139V140H74V141H75L74 146L72 147V146L69 144L72 148L69 149V151L66 150V151L68 152V154H69L72 158L66 153V151H64L65 153L63 152L62 155H63V156H67V155H68L69 157H68V156H67L68 158H67V157H63V160H62V161H59V162H63V163H65V164L67 163V164H66L67 166H68V165H71V166H68L70 170L68 169L67 166H65V164L63 165V167H61L63 163H62V164H61V163H58V162L55 163V164H59V165H58V169H56L57 172H59V173L56 172L57 175H56V173H55V175L53 176L54 178H52V179H54L53 181L57 182V184L59 183L58 185H60V186L62 185L61 182H62V183H66V182H67V179L70 177L69 175H71V177L69 178L68 182L72 179L73 175L76 174L75 172H74L75 174H74V173L71 174V172H73V170L76 171V172H78L79 170L82 169V170L80 171V174H84V172H85V174H87L88 172H89V173L92 172V171H89V166L91 167V163H92V162H91V163H88V161H83L84 164H82V161H81V162L79 161V160H81L80 156L82 155V154H81L82 152H83V155L85 156V158H89V157L85 155V154H86L85 152H88L87 150H85V149H84L85 151H84L83 149H80V150H82V151L79 150V148H84L83 145H84V143H85V142H84L85 140L83 139V141H82V140H80L81 138H80V139H78ZM79 140H80V141H79ZM81 142H84V143H82V146H83V147H82L81 144H80ZM77 144H78V143H77ZM70 146H69V147H70ZM75 146H76V147H75ZM74 147H75V148H74ZM75 149H76L77 151H76ZM71 150H72V152H71ZM78 150H79V152H78ZM73 152H74V153H73ZM80 152H81V153H80ZM70 153H72V154H70ZM75 153H76V154H75ZM78 153H79V154H78ZM84 153H85V154H84ZM89 153H90V152H89ZM89 153H87V154L89 155ZM64 154H65V155H64ZM66 154H67V155H66ZM73 154H74L75 156H74ZM76 155H77V157L79 156L80 159L77 158ZM90 155H91V153H90ZM74 157H75V158H74ZM64 158H65L66 160H65ZM76 158H77L78 160H76ZM69 159H70V160H69ZM72 159H74L73 161H75V163H77V164L74 163L75 165H77V166L79 165L77 168H76V166H73L74 164L71 162ZM67 160H68V161H67ZM77 161H78V162H77ZM68 162H69V163H68ZM70 162H71V163H70ZM79 163H80V164H79ZM85 163H86L88 166H87ZM72 164H73V165H72ZM60 165H61V166H60ZM81 165H83V166H81ZM64 166H65V168H64ZM84 166H85V167H84ZM60 167H61V169H60ZM72 167H73V168H76V170L73 169ZM81 167H82V168H81ZM86 167H87V168H86ZM78 168H79V170H78ZM84 168H85V169H84ZM72 169H73V170H72ZM63 170H66V171H63ZM71 170H72V171H71ZM91 170H92V169H91ZM68 171H70V172H68ZM82 171H83V173H81ZM63 172H65V173L68 172L69 174H67V173L65 174V173H64V174H62V175H63V176H62L61 173H63ZM89 173H88V174H89ZM90 174H91V173H90ZM58 175H59V176H58ZM60 175H61V176H60ZM66 175L69 176V177H67ZM55 176L57 177V179H56ZM89 176H91V175H89ZM51 177H52V176H51ZM58 178L61 179L62 181H59ZM83 178H85V177H83ZM55 179H56L57 181H56ZM92 180H93V179H92ZM84 181L88 183V184H87V183H84L85 185L83 184L86 193L84 192L83 186H81L82 184H81V185L79 184V186H81V189H83V190H80L79 187H78V188L76 187L77 189H76V188H73L72 191L75 190V191H74L75 194L78 192V193H77L78 196H76V195H77V194H76V195H75L76 197L74 196L75 198L73 197V195H74L73 193H74V192H73V193L71 192V193H72V195H70L71 197H67V194L64 193V191H65V190H64V191H63L64 194H60L62 191H61L60 193H59V191H58V193H59L61 196H60V195H56V196H55L56 199H55V200H53L54 198L52 199L53 201H55L53 204H51V203L53 202L51 199L48 200V202H49L48 205H50V207H51V205H52V208H51V209L53 210V212H52L51 209H49V208H50L49 206H48V207H49L48 210H47V211L45 210V211H46V212L49 211V214H50L51 216L54 215V214L57 215V214L59 213V215H58L59 217L56 216V215L53 216L54 219H55L54 221L57 220V219H56L57 217H58V219H59V220H58L59 222H60L62 219H65V217H63V216H65V215H63L62 213H65V212H66V209L69 210L68 207H70V209L73 208V210H74V208L77 209V207H80V206H81V205H80V204H81V201H82V202L84 201V203H85L87 200L89 201V199L91 198V196H93V194L91 193L92 191L89 190V188H90V186H89V181H91V179L89 178V181H86V180H84ZM86 185H87V187H86ZM88 186H89V187H88ZM90 189H91V188H90ZM77 190H79V191H77ZM76 191H77V192H76ZM80 191H82V194L85 193V198H84V195H80V199H81V200H79V193H80ZM89 191H90V192H89ZM65 194H66V197H67V198H65V197H64V198H65L66 200H67L68 198L70 199V198L73 197V199H70L71 201H72V200L74 201V202L72 203L73 205H71V201H70L69 199H68V201H66V202H67V204L70 205V206H68V205L66 204V202H64L65 199L62 197V195L65 196ZM86 195H87V196H86ZM88 195H89L90 197H89ZM58 196L60 197L59 199H61L60 201H58L59 199H57ZM88 197H89V198H88ZM147 197H148V196H147ZM147 197H146L145 199H147ZM77 198H78V200L80 201V202H79L80 204L78 203ZM83 198H84V199H83ZM92 198H93V197H92ZM75 199H76V200H75ZM145 199H144V202H145ZM152 199H153V198H152ZM152 199H151V200H152ZM155 199H156V198H155ZM164 199H167V198H164ZM164 199H163V200H164ZM182 199H184V198H182ZM63 200H64V201H63ZM90 200H91V199H90ZM147 200H148L150 203H149ZM147 200H146V201H147V202H146V204H147L146 206H145V203L143 202V203H144V205H143L144 210L147 209L146 211H149V210H150L151 212H154V211H155L154 215H156V211H157L156 208L158 207V202H160V200H161L162 203H163V204H162L163 208H164V206L167 204V202H166L165 200H164V201H165V202H164L162 199H160V200L156 199L155 201H157V202H154V205H153V201H152V202L150 201V198H148ZM153 200H154V199H153ZM180 200H181V199H180ZM184 200H185V199H184ZM184 200H181V202L183 201L182 204H184V205H182V204H181V205L184 206V207H186V206H185L186 203H184ZM50 201H51V202H50ZM56 201L59 202V203H57V205H56ZM69 201H70V202H69ZM92 201H93V199H92ZM92 201H89V202H92ZM185 201H186V200H185ZM61 202L64 203V204L62 203L64 206H65V205H67V206L64 207L63 205H61L62 207L59 209V206H60ZM89 202H87V205L89 204ZM75 203H78L79 206L76 207V205H78V204L74 205ZM151 203H152L153 206L151 205ZM187 203H188V202H187ZM58 204H59V205H58ZM90 204H91V203H90ZM155 204H156V205H155ZM179 204H180V203H179ZM181 205H180V206H181ZM187 205H188V204H187ZM56 206H57V207H56ZM72 206H73V207H72ZM83 206H84V207H83ZM83 206H81V208H78V211H79V209H80V210H83V209H85V208L87 207V206L85 207L84 204H83ZM149 206H150V207H149ZM182 206H181V208H182ZM188 206H189V205H188ZM63 207H64V208H63ZM66 207H67V208H66ZM82 207H83V209H82ZM148 207H149V209H148ZM154 207H156V208H154ZM166 207H167L168 210H170L169 212H171V211L173 210V209L171 210V209H170L171 207H169L168 205H166ZM166 207H165L164 209L161 208V210H164L165 212H167V211H166V210H167ZM168 207H169V208H168ZM55 208H57V209H55ZM153 208H154L155 210H154ZM181 208H179V210H180ZM188 208H189V207H188ZM62 209H63V210H62ZM152 209H153L154 211H152ZM165 209H166V210H165ZM189 209H190V208H189ZM59 210H61V211H65V212H62V213H61V211H60V212L57 213V211H59ZM68 210H67V212H68ZM144 210H143V211H144ZM179 210L177 209L178 212H179ZM183 210H184V208H183ZM185 210H186V208H185ZM185 210H184V211H185ZM50 211H51V212H50ZM78 211H75V210H74V212H76V213H77ZM143 211H142L141 216L144 215V217L142 216L141 218H144L143 221L146 220L145 222L148 221V224H147V223L144 224V223L142 222L141 225L144 224V226L146 227V226H148V225L150 224V222H151V223H153V224H150V225H151V228H153L154 226L157 227L156 224L154 225V223H155L154 219L157 220V219H156V216H155V218L153 219L154 222H152L151 220H149V219H150V215H149V214H151V212H149V213L147 214L146 211H144L145 213H143ZM164 211H161V212H164ZM177 211H176V213H177ZM180 211L182 212V209H181ZM55 212H56V213H55ZM67 212H66V215H67V216H69V217H71V216L73 217V215L75 216V213H74L73 211H72L73 214H72V212H71L70 214H69V212H68L69 215L67 214ZM169 212H168L169 218H170V216L173 217L174 214H176V213H174V212H175L174 210L172 211V213H169ZM187 212H188V211H187ZM159 213H160V212H159ZM183 213H184V212H183ZM183 213H182V215H183ZM185 213H186V211H185ZM60 214L63 215V216L61 215V216H62V219H61V217H60ZM145 214H147V215H145ZM162 214H163V216H164L165 214L167 215V213H160V216H162ZM170 214H172V215H170ZM187 214H188V213H187ZM187 214H186V217H187ZM50 215H48V213H47V215H46V218H45L46 223H45V224L48 225L49 227L45 226V228H52V229H49V230H50L49 233L52 234L53 227H54V228H57V227H59V226L63 227V226H64V225H63L64 222H63V221L60 222V224H62V225H59V223L56 221V223H58V224H56L55 222L52 221V220H53V219H52L53 217H49V218H48V216H50ZM70 215H71V216H70ZM154 215H153V216L151 215V217L153 218ZM177 215H178V214H176L175 216H177ZM179 215H181L180 212H179ZM182 215H181V216H182ZM67 216H66V217H67ZM146 216H147V217H146ZM175 216H174V219L178 222L180 219H182V218L185 216V214H184V215L182 216V218H180V219L175 218ZM190 216H191V215H190ZM206 216H207V215H206ZM164 217L168 218V216H164ZM164 217H161V218H164ZM178 217H180V216H178ZM186 217H184V218H186ZM194 217H195V216H194ZM203 217H204V216H203ZM209 217H210V216H209ZM152 218H151V219H152ZM159 218H160V217H159ZM166 218H165V219H166ZM169 218H168V219H169ZM184 218H183V219H184ZM191 218H193V216H192ZM195 218L198 219V217H195ZM195 218H193V219L191 220V219L188 217V220H187V221H189V219H190L191 222H192ZM206 218H208V216H207V217H204L205 220H202V219H203L202 217L199 218V220H202V221H201V225H199L200 223L196 222V221H199V220H196V219H195L196 221H195V222H192L191 225L194 226V224L198 223V228H201V227H202L201 229H205V228H207V226H208L207 224H208L209 221H210V218H208L209 220L206 219ZM48 219H50V220H48ZM168 219L165 220V222L161 219V221H163L164 223H163V224L160 223V224H162V225H159V226L157 227V228H159L158 230H160V231L162 230V231H163V227L160 228V226H164V231H163V232L161 231L160 233H158L157 228L155 227L156 229H154V230H156L155 233H156V232H157V233H156V234H152V235H153L154 237H155V235H156L155 238H156V240L158 241V243H157V242L155 243V241L152 242V241L150 240V238H148V237L151 236L150 234H151V232H152V229L150 228L151 231H150V229H149L150 226L146 227L147 229H145L144 227L141 228V231H144V230H145L144 232L148 234V235H147L148 237H144V236H143V237L145 238V239H143V238H142V235H143V234H140V235H141V236H140L141 238L136 239V241L139 240V239H141V240H139V242L137 241V243H136V241H135V244H137V246H138V244H140V242H142V240H143L144 243H143V242L141 243V244H143V246H142L141 244H140L141 246L139 245L138 247L135 245V246H134L135 248H134L133 246H131V248L133 247L134 250H133V249H132V250H133L134 252L131 250V248H129L130 246L126 248V246L122 243L123 241H122V242L120 241V242H121V245H120V243H118L119 241H117V244H119L120 246L117 247V246H116L117 244H116V245H115V246L117 247L116 249H118V248H120V247H121V248H120L118 251H116L115 248H114L115 246H114V247H111V248H114V250H115V251L113 252V255H114V253L116 252L115 255H114L115 258H114V256H113V258L115 259V261H117V262L120 261V264H121V262H122V264H123L125 261H126V262H125L124 264H130V263H128L127 260H129V261L131 260V261H132V262L130 261L131 264H134V263H135L134 261L137 262V260H138L139 263L137 262V263H135V264H147V263H148V264H154V262H155V264H162V263H163V264H167L168 262H169V264H170V261H171V264H175V262H176L178 259L182 258V256H183V257L186 258V260H185V258H184V260H183V258H182V261H181V259L178 260L179 263H180V261H181L180 264H187V263H188V264H191V263L193 264L194 262L192 261V258L195 257L196 255H195V256H194V255L192 256V254H194V252H193L192 254H190L191 252H190V253H188V252H189V250L193 251V250L195 249V248L193 247L194 244H192V243H194V242L192 241V243H191L190 238H188V237H190V236H188L189 233H188L187 231H186V233H185V229H186V230L189 229V224L187 225V224H186L187 221H184V220H183V221L186 222V223H183V221H182V223H183L184 225H187V226H188V228H185L186 226H183L182 223L179 224L181 220L179 221V223H177V224L175 223V224H176V228H178L177 230H179V231H178V232H179V235H180V233H181V235L184 234V233H185V234L188 233L187 235L184 234L185 236H188V237H185V238H184V236H181V235L179 236V235L176 233V232H177V231H176V228H175L173 225H172L171 229H173V227H174L173 230H175L176 232L172 230L173 232L171 233V231H169V230H171V229H169V228H170L169 225H168V227H169L168 229H169V230L166 229V227H165V226H166V223H169V222H170V221L168 222ZM170 219H171V218H170ZM170 219H169V220H170ZM172 219H173V218H172ZM172 219H171V221H173V224H174L175 221H174V219H173V220H172ZM214 219H216V218H214ZM214 219H213V220H214ZM185 220H186V219H185ZM206 220H207V221H206ZM211 220H212V219H211ZM213 220H212V221H213ZM64 221H65V220H64ZM141 221H142V220H141ZM149 221H150V222H149ZM166 221H167V222H166ZM203 221H204V222L206 221V222H208V223H204V224H203V223H202ZM212 221H211V223H212ZM214 221L216 222L217 220H214ZM50 222H51V223H50ZM215 222H213V223H214V225H216V227H213V228H212V227H211L212 224H211L209 227H211V230L214 229V230H216V231H220L221 229H219V227L222 228L221 225H219V227H217V224L220 223V222H218L217 224H215ZM156 223H157V224L159 223L158 220H157ZM51 224H52V225H51ZM169 224H170V226H171L172 222L169 223ZM178 224H179V225H182L183 227L179 226ZM209 224H210V223H209ZM41 225H44V224L41 223ZM53 225H57V226H53ZM153 225H154V226H153ZM177 225H178V227H177ZM191 225H190V226H191ZM206 225H207V226H206ZM214 225H212V226H214ZM50 226H51V227H50ZM193 226H191L190 228H194ZM196 226H197V224H196ZM199 226H200V227H199ZM205 226H206V227H205ZM222 226H223V225H222ZM39 227H41V229H40V228H39V229L37 228V229H38L37 232L39 233V230H42V231H41L42 235H44L43 232L45 233V235L42 236V235L39 233V236H41V237H38V238H39L40 240H41V238H43L42 240H43L44 242L46 241V239H44L46 235H47L46 237L48 238V242H49V239H50V238H52V237L54 238V236L57 235V233H56V234L54 233V234H52L53 236H52V235H51V236L49 235V237H50V238H49V237H48V234H49V233H46V232H45V231L48 230V229H45V228L42 227V226H39ZM203 227H205V228H203ZM209 227H208V228H209ZM42 228H44L45 231H44ZM180 228H181V229H180ZM183 228H185V229H184V233H183V231H181ZM195 228H197V227H195ZM215 228H216V229H215ZM223 228H224V227H223ZM223 228H222V230H223ZM227 228H228V227H226V228L224 229V232L220 231V232L224 233V235L221 234L220 232H219V233L217 232V233H215V234H216V235H217V234L223 235L222 237L225 238V240L227 239V241H229V243L231 242V240H232L233 244H234V243H237V242H235V240H236V239H239V238H240V240L242 241L243 238L241 239V236H240V233H239V232H238V233H239V235H238L239 238H238V237H235V236H234V235H236L237 232H235V234H234V233H233L234 231L232 232V230H231L230 232H232V233L230 234V232H228L229 228H228V230H226ZM143 229H144V230H143ZM217 229H218V230H217ZM49 230H48V231H49ZM58 230H60V228H57L56 232H57ZM166 230H167L168 232H167ZM189 230H190V229H189ZM189 230H188V231H189ZM196 230H197V229H195L193 232H195ZM208 230H210V229H208ZM211 230H210V231H211ZM48 231H47V232H48ZM147 231H148V232H147ZM165 231H166V232H165ZM191 231H192V230H191ZM201 231H202V230H201ZM216 231H215V232H216ZM225 231L228 232V233L226 232V233H227L226 236H225ZM53 232H55V230H53ZM144 232H142V233H144ZM153 232H154V231H153ZM164 232H165V233H168V235H170V234H171V235H172V234L175 235V234H174V232H175L176 235L179 236L178 238L181 237V239H179V241H178L176 235H175L174 237H172L173 235H172V236H171V235L168 236V235L165 234V236L169 237L170 240H171V237L173 238V240H175L174 238L176 237V240H177L179 243L181 242V243H180L181 246L184 245V244H182V242H185V246H184V247L182 246L183 248H182L180 245H177V247L180 249L181 252H179V250H178V248L176 247L175 244H174L175 246H173V248L170 247V246L172 245V243H174V241H171L172 243L170 242V243H171L170 246H167V247H166V246L164 245V242H163V241L166 242V240H167V243L169 242V241H168L169 239H168L167 237H166V238H167L166 240H164L165 238H164V239L161 238V241H162L163 243L161 244V241H160V243H159V239H160V238L158 239V238H157V235H158V237H159V236L161 237V236H162V233H163V236H162V237H164ZM169 232H170V233H169ZM207 232H208V231H207ZM213 232H214V231L212 230V234H213V236H212V234H210V235H211V237H212L213 239H215V236H216V235L214 236V233H213ZM38 233H37V234H38ZM145 233H144V235L146 236ZM190 233H191V232H190ZM204 233H206V230H205V232L203 231V234H204ZM210 233H211V232H210ZM238 233H237V234H238ZM160 234H161V235H160ZM191 234H192V233H191ZM191 234H190V235H191ZM194 234H196V233H194ZM208 234H209V233H207V235H208ZM228 234H229V235H228ZM232 234H234V235H232ZM241 234H242V236L244 235L243 233H241ZM204 235H205V234H204ZM207 235H205V237H206V238H205V244H208V241H209V244H210V242H211L212 240H211V237H210V236H207ZM220 235H219V236L217 235L219 238H217V236H216V238H217L218 240H219L220 237H221ZM194 236H195V235H193V236L191 235L192 240L197 239L196 236H195V238H194ZM231 236H232V237H231ZM154 237L151 236V239H153ZM182 237H183L185 240H186V238H187V239L190 241V242H189V241H188V242H189V246H190V243L192 244V245H191V246L193 247L192 249H190L191 246L188 248V244H186L187 241H185ZM222 237H221V238H222ZM228 237H229V239H228ZM233 237H234V239H232ZM243 237H244V236H243ZM245 237H246V238L248 237V240H250V242H251V239H252V238L249 239L250 236H245ZM245 237H244V238H245ZM38 238H37V240H38ZM146 238H147L148 240H146ZM207 238H208V240H207ZM209 238H210V239H209ZM223 238L220 239L219 241H221V240H222V241H225ZM230 238H231V239H230ZM182 239H183L184 241H181ZM40 240L37 241V243H38V242L41 243ZM145 240L151 242V245H150V244L148 245V246H150V247L147 248V244L150 243V242L147 243ZM153 240H154V239H153ZM206 240H207V243H206ZM248 240H247V241L245 240V241L248 242ZM259 240H261V242L263 241L262 239H257V242H258ZM43 241H42V242H43ZM214 241H216V239H215ZM214 241H212V242H214ZM219 241H218V243H219L220 245H223V244H221V243H223V242H219ZM236 241H237V240H236ZM245 241L243 240V242H245ZM252 241L254 242V240H252ZM44 242H43V243H44ZM145 242H146V248H144V247H145V246H144ZM178 242H177V243H178ZM195 242H196V241H195ZM197 242H198V240H197ZM197 242H196V247H197V245H198ZM225 242H226V241H225ZM225 242H224V244L226 245L227 242H226V243H225ZM232 242H231V245H232V246H230L231 249H229V245H230V244H229V245L227 244V245H228V249L231 250V251H229V252L231 253V255H234V256H235V257L233 256L234 259H233V257H232V258L230 257L231 255H230L229 252H228V255H229V256L227 255V253L225 254V250H227V246H225V247H226L225 250H224V249L222 250V249L220 248V245H217V244H218L217 242H216V244H215V243H214V244L211 243V244H213V246H214V245H217L216 247H219V248L224 252L225 256L227 255L226 258H223V259H227V258L229 257L230 259H233V262H234L235 264H236V263H238V264H242V263H245V264H247V263H249V264H253V263H250L251 261L253 262L254 259L252 260L253 257L250 256L251 254H248V253H250V251L248 250L249 248H248V249L246 248L247 250L242 251V250L245 249V248H241L242 250L239 249V248H240L243 244H242V245L240 244V246L237 245L238 243H241V242H238V243L236 244L237 246H236L235 244L233 245ZM243 242H242V243H243ZM261 242H258L257 245H259ZM175 243H176V242H175ZM263 243H264V241H263ZM7 244H8V246L10 245L9 242H7ZM7 244H5V250H4V251L7 250L6 248H8V246H6ZM122 244H123V245H122ZM125 244H126V243H125ZM152 244H153L154 248H152V247H153ZM209 244H208V245H209ZM251 244H252V243H251ZM251 244H249V245H251ZM158 245H160V246H158ZM162 245H163V246H162ZM168 245H169V243H168ZM199 245H200V244H199ZM261 245L264 247V245H263L262 243H261ZM14 246H16V245H14ZM14 246L11 245L10 247H12V248L9 247L8 249H12V250H11V251H10V250H9V251L7 250V251H6L7 253L4 252V251L1 252L2 256L4 257V259H5V260L7 259V260H6L7 262H8L9 259H11V258L14 257V256H12V257L9 258V256L5 255V253L8 254V253L10 252V255H12L13 253H14V255H15V252H12ZM151 246H152V247H151ZM164 246H165V247H164ZM194 246H195V245H194ZM206 246H207V245H206ZM206 246L204 245V248H205ZM262 246H258V247H262ZM122 247H123V248L125 247V248H126L125 250H128V251H129V252H128V251H126V252H128L129 254L126 253L125 251H123L124 249H122ZM136 247H137V248H136ZM139 247H140L141 249H142V247H143V248L145 249V250L143 249L144 252H143L141 249L138 251ZM159 247H160V248H159ZM162 247H163V248H162ZM169 247H170V249H167V248H169ZM174 247H175V248H174ZM199 247H200V246H199ZM199 247H198V248H199ZM201 247H202V245H201ZM210 247H211V246H207L206 248H208L209 251H214V250L216 249V248L214 249L213 247H212V248H213L214 250H212V248L209 249ZM214 247H215V246H214ZM221 247L224 248V245L221 246ZM235 247H236V248H235ZM238 247H239V248H238ZM15 248H17V247H14V249H15ZM108 248H109V247H108ZM155 248H158L159 250H158V249L155 250ZM161 248H162L163 250H162ZM176 248H177V249H176ZM202 248H203V247H202ZM202 248H200L199 250H200V252H201V251H202V252L204 251V253H202V254H203V260H204V261L202 260V262H205L206 259H204V255H205V253H207V252L210 253V252L207 251L206 249L204 250V248H203V249H202ZM219 248H217L218 251L215 250L216 253L219 252ZM233 248H234V251H236V252L232 251ZM136 249H137L138 252L135 251ZM146 249H147V250H146ZM183 249H184V250H183ZM188 249H189V250H188ZM201 249H202V250H201ZM121 250H122L123 252H122ZM150 250H152V251L154 250V252L156 251V253H154L155 255H152V253H153L152 251H151V253L147 252V254H146V251H150ZM157 250H158L160 253H159ZM164 250H165V251H164ZM171 250H172V252H171ZM182 250H183V251H182ZM196 250H197V249H196ZM199 250H198V251H199ZM240 250H241V251H240ZM15 251H16V249H15ZM108 251L111 252V251H113V249H110V248H109ZM119 251L122 252V254H124V252H125V254L122 255L121 253H118ZM131 251H132V252H131ZM166 251H167V252H166ZM168 251H169V252H168ZM173 251H174V252H173ZM177 251H178L180 254H179ZM185 251H186V252H185ZM194 251H195V250H194ZM205 251H206V252H205ZM245 251H247V252H245ZM136 252H137L138 255L136 254ZM139 252L142 253V254L139 255ZM163 252H165V253H163ZM176 252H177V253H176ZM182 252H183V253H182ZM220 252H221V251H220ZM220 252H219V258H218V256H217V257L215 256L216 253L214 254V252H213L212 254H214V256H215V258H214V256H213L214 260H216V258H218L217 261H219V259H220L221 261H220L219 263H222V260H223V259H221V256H220L221 253H220ZM226 252H227V251H226ZM238 252H239V253H238ZM131 253H132V255H133L134 257H132ZM162 253H163V254H162ZM167 253H168V255H167ZM170 253H171V254L173 253L174 255H175V254H176V255L179 254V257H178V255H177L176 257H175L173 254L170 255ZM208 253H207V254H208ZM232 253H233V254H232ZM241 253H242V255H240ZM118 254H119L120 256H121V255L123 256V257H121V259L119 258L120 260H119V259L116 260ZM126 254H127V255H126ZM144 254H146L145 257H144ZM149 254H150V255H149ZM158 254H159V256H158ZM182 254H184V255H182ZM185 254H187V255H186L187 257L185 256ZM200 254H201V253H200ZM200 254H199V255H200ZM202 254H201V255H202ZM224 254H221V255H224ZM129 255H131V257H129ZM135 255H136V256H135ZM166 255H167V258H166ZM210 255H211V253L208 254V259H210V257H211ZM217 255H218V253H217ZM237 255L240 257V259L243 258V259H242L243 262L239 259V257H238ZM5 256H6V258H5ZM124 256H126L127 259H126ZM164 256H165L166 259L164 258ZM169 256H171V257H169ZM180 256H181V257H180ZM197 256H198V255H197ZM206 256H207V255H206ZM206 256H205V258H207ZM225 256H224V257H225ZM241 256H243V257H241ZM249 256H250V257H249ZM7 257H8V258H7ZM156 257H157V258L160 257L162 260H161L160 258H159V260H158ZM172 257H175V259L173 260ZM189 257H190V258H189ZM222 257H223V256H222ZM123 258H124V259H123ZM130 258H131V259H130ZM134 258H135V259H134ZM140 258H141V261H140ZM144 258H145V259H144ZM149 258H151V259H149ZM199 258H200V256H199ZM201 258H202V257H201ZM211 258H212V257H211ZM213 258L210 259V262H211V261L213 262ZM235 258H236V260H235ZM237 258H238V260H240V261H239L240 263L237 262ZM245 258H246V259H245ZM247 258H248V259H247ZM122 259H123L124 261H123ZM133 259H134V260H133ZM152 259H153L154 261H152ZM156 259H157V262H156ZM163 259H165V260H163ZM188 259H189L190 261H189ZM195 259H196V257H195ZM208 259H207V260H208ZM121 260H122V261H121ZM144 260H145V262H144ZM160 260H161V261H160ZM166 260H167V261H166ZM168 260H170V261H168ZM175 260H176V261H175ZM187 260H188L190 263H189ZM193 260H194V259H193ZM234 260H235V261H234ZM246 260H249V261H246ZM10 261H14V259H13V260H10ZM115 261H114V264H115ZM150 261H152V263H151ZM164 261H166L167 263H166V262L164 263ZM173 261H175V262H173ZM200 261H201V260H200ZM208 261H209V260H208ZM208 261H207V262H208ZM225 261H226V260H225ZM225 261H223L222 264H224ZM230 261L232 262V260H230ZM244 261H245V262H244ZM117 262H116V264L119 263V262H118V263H117ZM133 262H134V263H133ZM172 262H173V263H172ZM182 262H183V263H182ZM226 262H228L229 264L231 263V262H229V259H227ZM226 262H225V264H226ZM246 262H247V263H246ZM10 263H12V262H10ZM10 263L8 262L7 264H10ZM14 263H15V261L13 262V264H14ZM177 263H178V262H177ZM179 263H178V264H179ZM195 263H196V264L198 263L197 260H196ZM199 263H201V262H199ZM199 263H198V264H199ZM201 264H202V263H201ZM204 264H206V263H204ZM231 264H232V263H231Z\"/></svg>",
	"mask_w": 264,
	"mask_h": 264
},
{
	"label": "clouds",
	"instance_id": "obj_3",
	"mask_svg": "<svg viewBox=\"0 0 264 264\" xmlns=\"http://www.w3.org/2000/svg\"><path fill=\"white\" fill-rule=\"evenodd\" d=\"M24 240H29V238L26 236ZM24 240L18 241L21 247H23Z\"/></svg>",
	"mask_w": 264,
	"mask_h": 264
}]
</instances>
